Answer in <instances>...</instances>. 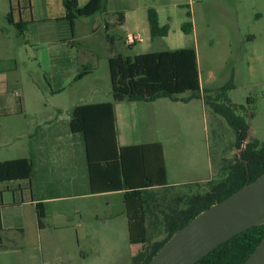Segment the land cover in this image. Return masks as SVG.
<instances>
[{
    "label": "crops",
    "instance_id": "obj_1",
    "mask_svg": "<svg viewBox=\"0 0 264 264\" xmlns=\"http://www.w3.org/2000/svg\"><path fill=\"white\" fill-rule=\"evenodd\" d=\"M89 2L76 0L80 8ZM219 5V0H107L106 12L76 19L70 31L64 20L63 0H0V162L25 158L33 164V174L29 180L0 182V264H22L15 257L18 254L29 255V261L23 264H50L51 260L43 254L42 241L56 233L60 234V240H67L69 235L65 233H70L74 217L80 222L85 216H95L96 204L93 201L97 197H118L122 206L118 214L103 217L102 223L120 219L129 232L136 231L139 234L140 226L130 225L127 221L122 192L90 193L84 144L81 136L73 134L69 128L71 113L76 106L112 102L111 93L109 101H92L94 99L89 98L85 103L49 109L40 104L47 96L53 98L63 94L71 85L98 73L99 57L95 47L105 48V42L94 40L100 30L104 31L105 40L106 35H109L113 42L112 51L109 45L106 47L107 66L113 54L129 56L126 55V49L132 51L148 41H160L164 47L145 53L188 48L195 50L200 97H192L188 93L187 96L161 98L152 102L113 103L116 144L119 148L161 144L168 186L199 184L210 180L201 177L202 170L194 161L190 162L189 172L196 179L191 183L177 179L181 172L179 167L184 162H180V150L175 148L176 169L172 174L175 180L170 182L164 145L156 139L159 132L154 131V122L157 117L159 120L166 118L163 112H170L176 117L182 111L188 119L179 123L176 118L175 128L191 126L192 122L200 119L207 123L210 110L203 96L205 91L212 89L203 84L199 50L205 48L208 59L213 60L216 48L227 54L234 46L246 48L247 44L254 45L255 35L248 34L245 40L246 35L234 27L219 30L216 35L210 32L209 26L195 27L193 12L199 17L208 6L216 9ZM149 8L155 10L158 25L168 28L166 36L154 40L150 38L147 21ZM188 12L190 18L187 17ZM8 14L11 21L7 20ZM118 16L123 20L119 26ZM256 16L260 18L261 15L256 13ZM186 23L191 25L190 33L182 30ZM17 25L24 28L23 33ZM105 26L110 28L109 31H105ZM127 34H139L141 41L128 46L125 41ZM83 41H89L90 45H86L87 49L80 53L77 46ZM145 53H134V56ZM251 56L254 60L264 62V55L258 54L256 50L252 51ZM23 66L25 69L22 71ZM83 68H87L89 73L77 79ZM248 68L252 73L256 69L253 65ZM206 76L208 85L209 80L215 78L210 67L206 69ZM96 92L97 87L92 85L87 95ZM85 95H80V98ZM30 97H34L38 103L32 110L27 105ZM228 99L231 104L238 105ZM158 110L161 112L159 115ZM248 139H252L249 131ZM206 162H210L207 157ZM37 203L42 204L45 214L41 225L38 223ZM105 204L109 208L111 203Z\"/></svg>",
    "mask_w": 264,
    "mask_h": 264
},
{
    "label": "trees",
    "instance_id": "obj_2",
    "mask_svg": "<svg viewBox=\"0 0 264 264\" xmlns=\"http://www.w3.org/2000/svg\"><path fill=\"white\" fill-rule=\"evenodd\" d=\"M106 1L90 0L86 6L80 8L76 0H63L64 20L70 31L76 19L106 12ZM187 17L190 18L189 12ZM7 20L11 21L10 14L7 15ZM147 21L152 40L166 36L168 28L158 25L156 12L152 8L147 10ZM117 23V26L122 25L121 16L117 17ZM17 27L23 33L24 28L19 25ZM109 29L105 26L106 32ZM182 30L190 33L191 25L184 24ZM106 40L109 50L112 51L111 37L106 35ZM108 72L112 102L76 106L71 113L69 128L73 134L81 136L84 144L90 193L122 192L128 223L141 226L147 222L151 204L155 205L158 192H166L172 187L167 184L161 144L122 148L117 146L113 103L174 99L185 93L200 97L196 52L193 48H188L145 53L132 58L116 53L108 59ZM88 73L89 70L83 68L77 79ZM231 88L227 84L216 91H205L203 100L211 113L225 119L233 129L237 147L246 142L244 149L233 162L222 168L218 180L207 181L204 192H190L177 197L176 207L161 212L160 225L166 236L158 242L155 241L147 253L133 257V264H147L172 235L195 216L264 173V143L257 140L247 141L248 115L244 113V106L230 103L226 92ZM247 104H251L250 99ZM32 174L33 164L30 159L0 162V182L29 180ZM36 211L38 223L41 225V220L45 217L41 203L36 204ZM263 236L264 225L252 227L220 245L196 264H243Z\"/></svg>",
    "mask_w": 264,
    "mask_h": 264
},
{
    "label": "rangeland",
    "instance_id": "obj_3",
    "mask_svg": "<svg viewBox=\"0 0 264 264\" xmlns=\"http://www.w3.org/2000/svg\"><path fill=\"white\" fill-rule=\"evenodd\" d=\"M219 3L221 5L216 9L208 6L199 17L195 16L193 12L195 27L199 29L209 26L213 35L224 28L234 27L246 35L245 40L248 34L255 35L257 38L253 46L249 44L246 48L234 46L227 54H224L220 48H216L213 60L208 59L205 48L199 50L202 81L205 86H209L214 91L230 84L232 88L226 92V96L234 103L244 106V113L248 115L246 121L249 124L251 140L264 143V62L254 60L251 56L253 50L264 55V0H219ZM256 13H260V18L256 16ZM94 40L98 43L105 42V48L102 46L103 49L94 46L99 57L98 73L90 79L71 85L63 94L53 98L47 96L45 100L41 101V105H45L49 109L54 106L70 107L76 103H85L89 98L94 99L92 101H109L111 99V85L106 63L108 43L105 40L104 31L100 30L94 36ZM217 40L219 41L218 38ZM86 45H90L89 41H83L77 46L80 53L87 49ZM163 47L160 41L155 43L148 41L138 45L132 51L126 49V55L132 58L134 53L158 51ZM251 65L256 68L254 73L251 72L252 70L249 71L248 67ZM207 67H210L215 74V78L209 80L208 85L206 84ZM24 69V66L21 67L22 71ZM50 83L52 86L55 85L53 81ZM41 84L45 85L44 81H41ZM92 85L97 87V92L89 96L87 92ZM187 94L176 97L187 96ZM80 95L85 96L80 98ZM248 99L251 100L250 105L247 104ZM36 104L38 103L35 102L34 97L27 99L29 109H35ZM159 114L161 112L158 110ZM163 114L166 115V118L159 120L157 117L154 122V131L156 130L157 133L158 130L159 134L155 133L156 139L164 145L171 183L175 180L172 178L176 169L174 164L175 148L180 150V162H184L179 167L181 172L177 179L191 183L190 181L196 179V176L189 172L191 161L198 163L196 166L202 170L200 175L203 179L216 181L222 173V168L233 162L244 149L242 146L246 144L244 142L241 147H237L233 129L222 117H214L211 111L208 113L207 123L200 119V122H192L191 126L182 127L180 125V129L175 128V119L177 118L179 123L187 121V114L182 111L178 112L176 117L170 112H163ZM206 150L208 151L207 156ZM206 157L210 160L208 164ZM206 183H199L197 186L195 183L185 184L186 186H171L172 188H168L166 192L159 191L155 205L151 204L147 222L138 229L139 234L136 231L129 232L120 219L107 220L102 223L103 217L118 214L122 206L118 197H97L93 201L96 204L95 216H85L80 222L78 218L74 217L70 224L72 225L70 233H65L69 235V238L60 240L59 233L51 234L47 240L42 241L43 254L51 260L50 264H133V257L140 253H147L155 241L158 242L166 236L160 225L161 212L176 207V200L185 194L204 192L207 189ZM106 202L111 203L109 208L106 206ZM45 247H48L50 251ZM15 257L18 261H22V264L29 261L28 254H18ZM37 257L39 259V255Z\"/></svg>",
    "mask_w": 264,
    "mask_h": 264
},
{
    "label": "water",
    "instance_id": "obj_4",
    "mask_svg": "<svg viewBox=\"0 0 264 264\" xmlns=\"http://www.w3.org/2000/svg\"><path fill=\"white\" fill-rule=\"evenodd\" d=\"M261 225H264V173L195 216L147 264H196L236 235ZM243 264H264V236Z\"/></svg>",
    "mask_w": 264,
    "mask_h": 264
},
{
    "label": "built area",
    "instance_id": "obj_5",
    "mask_svg": "<svg viewBox=\"0 0 264 264\" xmlns=\"http://www.w3.org/2000/svg\"><path fill=\"white\" fill-rule=\"evenodd\" d=\"M125 41L128 44V46H130V45L140 42L141 38L139 34H127L125 37Z\"/></svg>",
    "mask_w": 264,
    "mask_h": 264
}]
</instances>
